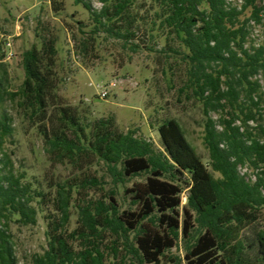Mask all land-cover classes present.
<instances>
[{
    "label": "trees",
    "instance_id": "16d2710c",
    "mask_svg": "<svg viewBox=\"0 0 264 264\" xmlns=\"http://www.w3.org/2000/svg\"><path fill=\"white\" fill-rule=\"evenodd\" d=\"M98 1L101 8L92 11L84 0H74L93 21L86 37L74 38L76 50L86 54L99 31L116 39H135V28L142 22L150 37L161 43L162 74L172 85L167 74L178 73V96L202 109L209 162L200 160L175 119L157 127L162 151L131 131L118 132L111 119L83 124L75 109L56 101L55 41L33 44L21 53L23 81L8 94L28 118H34L45 148L72 163L82 157L101 161L115 184L148 173L145 181L127 189L140 206L136 214L123 218L111 192L109 203L98 200L79 206L80 225L89 232L116 233L140 263L161 264L182 235L187 242L186 264H264V42L246 46L249 25L264 28V0H242L239 6L227 0H151L146 20L134 0ZM51 2L58 11V1ZM131 46L133 51L137 48ZM0 68L5 73L6 63ZM10 133V126L0 119V136ZM208 166L220 177L211 176ZM239 166L254 172L252 182L239 174ZM167 175H179L182 184L167 180ZM6 179V185L0 183V209L4 202L10 216L33 221L32 213L20 203L23 190ZM184 188L188 194L181 205ZM57 203L62 228L69 212L63 190ZM256 224L261 226L246 242L241 233ZM51 225L46 231L47 248L33 264H105L98 250L74 253L58 225ZM0 264H15L11 251L1 243Z\"/></svg>",
    "mask_w": 264,
    "mask_h": 264
},
{
    "label": "rangeland",
    "instance_id": "374dc122",
    "mask_svg": "<svg viewBox=\"0 0 264 264\" xmlns=\"http://www.w3.org/2000/svg\"><path fill=\"white\" fill-rule=\"evenodd\" d=\"M56 1L60 7L58 11L53 10L51 0H0V40L11 38L16 53V57L6 64L5 73L0 68V119L11 128L10 134L0 136V183L6 185L8 178L21 187L23 198L20 203L32 213L33 220L15 219L10 216L9 205L3 202L0 243L11 251L15 264H33L34 257L46 250V231L54 223L74 253L92 254L98 250L105 264H147L140 263L127 252L116 233L84 229L78 219V208L98 200L109 203L108 196L113 192L119 214L130 218L129 213L136 214L140 206L133 203L127 189L136 182L145 181L148 173L141 172L126 177L123 184H115L104 164L93 157H82L72 163L50 153L34 118H28L17 100H11L8 94L16 91L24 78L21 53L33 44L39 46L48 39L55 41L56 101L75 109L83 124L111 119L118 132L131 131L155 150L162 151L157 127L167 119H175L197 156L207 165L208 152L203 144L205 116L197 103L178 96V73L167 74L172 77V85L162 74L165 56L160 52L161 43L150 37L142 22L135 28V39L128 40L126 36L116 39L97 32V40L82 55L76 50L74 38L86 37L92 29L90 13L74 0ZM227 1L233 6L242 3V0ZM84 2L92 11H98L102 6L98 0ZM134 2L140 17L149 18L151 0ZM261 42H264V28L251 23L246 46H257ZM132 44L137 45L134 51ZM111 83L115 86L110 87ZM100 88L108 91L104 99L99 97ZM261 109L264 110V94ZM47 111H52V107L49 106ZM211 115L217 118L215 114ZM208 171L214 178L220 177L209 166ZM238 172L247 181L254 180V172L247 167L239 166ZM165 178L173 182L178 180L180 184L184 179L179 175ZM62 190L69 202V212L68 221L61 228L57 199ZM187 194V188H184L181 205ZM179 217L181 220V211ZM260 226H250L241 237L246 242L252 241ZM186 243L180 235L177 245L165 253L161 264H186L183 259Z\"/></svg>",
    "mask_w": 264,
    "mask_h": 264
},
{
    "label": "built area",
    "instance_id": "2783aa9c",
    "mask_svg": "<svg viewBox=\"0 0 264 264\" xmlns=\"http://www.w3.org/2000/svg\"><path fill=\"white\" fill-rule=\"evenodd\" d=\"M16 57V53L13 49L11 38H5L0 40V63H9ZM110 87L115 86L114 83L109 85ZM99 97L106 98L108 91L106 89H99Z\"/></svg>",
    "mask_w": 264,
    "mask_h": 264
}]
</instances>
